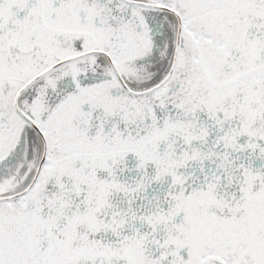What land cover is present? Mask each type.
Instances as JSON below:
<instances>
[{
  "label": "snow or ice",
  "instance_id": "6c2138e0",
  "mask_svg": "<svg viewBox=\"0 0 264 264\" xmlns=\"http://www.w3.org/2000/svg\"><path fill=\"white\" fill-rule=\"evenodd\" d=\"M0 264H264V0H0Z\"/></svg>",
  "mask_w": 264,
  "mask_h": 264
}]
</instances>
